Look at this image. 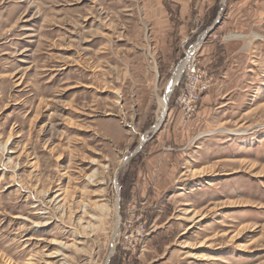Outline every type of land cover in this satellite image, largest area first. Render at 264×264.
Returning <instances> with one entry per match:
<instances>
[{"label":"rangeland","instance_id":"374dc122","mask_svg":"<svg viewBox=\"0 0 264 264\" xmlns=\"http://www.w3.org/2000/svg\"><path fill=\"white\" fill-rule=\"evenodd\" d=\"M108 260L264 264V0H0V264Z\"/></svg>","mask_w":264,"mask_h":264},{"label":"built area","instance_id":"2783aa9c","mask_svg":"<svg viewBox=\"0 0 264 264\" xmlns=\"http://www.w3.org/2000/svg\"><path fill=\"white\" fill-rule=\"evenodd\" d=\"M194 56L195 54L193 55V62H195ZM187 69V73L185 70L186 83L182 87L176 101L185 121L195 116L203 95L211 88V81L208 80L207 76L203 74L202 70L195 63L191 64Z\"/></svg>","mask_w":264,"mask_h":264},{"label":"bare ground","instance_id":"6f19581e","mask_svg":"<svg viewBox=\"0 0 264 264\" xmlns=\"http://www.w3.org/2000/svg\"><path fill=\"white\" fill-rule=\"evenodd\" d=\"M202 42V41H201ZM199 45H200V43L197 45V47H199ZM192 55H193V52L192 53H190L189 54V57H188V59H187V61L181 66V68L178 70V72H177V74L175 75V79L173 80V82L171 83V85H170V87H169V90H168V94H167V96L165 97V98H163V99H161L160 100V106H161V109H162V111H161V116H160V119H159V121H158V123H157V125H156V127L153 129V131L154 132H156V131H158L159 129H160V127L163 125V123L165 122V119H166V115H167V106H168V98H169V94L171 93V90L173 89V87L175 86V85H177L178 84V81H179V78H180V76H181V74L183 73V71H184V69L187 67V65H188V63H189V61H190V59L192 58ZM200 173L202 172V169L201 170H198ZM93 177V176H92ZM91 177V178H92ZM90 180H92V179H90ZM102 207V206H101ZM116 210H117V205H116ZM104 211V210H103ZM117 212H118V210H117ZM116 212V213H117ZM194 217L195 216H192V217H190V219L191 220H193L194 219ZM93 218V217H92ZM119 218L117 219V222H116V232L115 233H118V230H119ZM88 225L90 226L91 224L90 223H88ZM45 226H47V225H45ZM39 227V226H38ZM42 227V226H41ZM114 242V241H113ZM53 244V243H52ZM54 244L55 245H58V243H56V242H54ZM63 244V243H62ZM61 244V245H62ZM65 247V246H64ZM70 247V246H69ZM186 247V246H185ZM58 256H61L60 255V251H57V252H55V253H53V255H51L49 258H57ZM43 257V256H42ZM45 257V256H44ZM44 260V259H43ZM49 262V261H48ZM108 262H109V260L107 261V263L106 264H108Z\"/></svg>","mask_w":264,"mask_h":264},{"label":"water","instance_id":"95a60500","mask_svg":"<svg viewBox=\"0 0 264 264\" xmlns=\"http://www.w3.org/2000/svg\"><path fill=\"white\" fill-rule=\"evenodd\" d=\"M217 24H218V23H217ZM217 24L214 26V28H212V30H211L210 32H213V31H214V29L217 27ZM173 91H174V90H173ZM173 91H172V92H173ZM172 92H171V93H172ZM162 126H163V125H162ZM160 129H161V128H160ZM160 129H159V130H160ZM159 130H158V131H159ZM156 132H157V131H156ZM144 143H146V139L143 140V144H144Z\"/></svg>","mask_w":264,"mask_h":264}]
</instances>
